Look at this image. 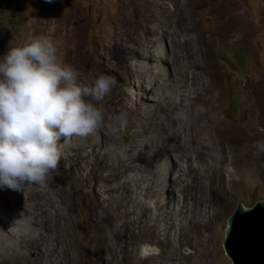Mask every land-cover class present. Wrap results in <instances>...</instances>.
<instances>
[{"label": "rangeland", "instance_id": "rangeland-1", "mask_svg": "<svg viewBox=\"0 0 264 264\" xmlns=\"http://www.w3.org/2000/svg\"><path fill=\"white\" fill-rule=\"evenodd\" d=\"M182 16L194 26L188 34ZM37 36L54 43L82 82L100 73L115 78L99 107H114L121 128L159 112L164 92L180 83L179 69L197 60L208 84L202 116L218 123L231 150L226 164L219 149L191 167L174 155L183 166L169 173L172 162L160 155L153 169L111 179L104 162L116 155L103 141L104 127L86 137L96 142L94 151L88 146L83 159L66 158L63 171L53 172L67 182L78 220L79 264H231L222 245L226 218L238 202L248 207L264 199V153L255 147L264 140V0H0V58ZM192 36L198 52L190 57L180 41ZM193 95L182 90L192 119ZM78 141L68 144L75 149ZM141 197L154 200L155 211Z\"/></svg>", "mask_w": 264, "mask_h": 264}, {"label": "bare ground", "instance_id": "bare-ground-1", "mask_svg": "<svg viewBox=\"0 0 264 264\" xmlns=\"http://www.w3.org/2000/svg\"><path fill=\"white\" fill-rule=\"evenodd\" d=\"M158 15L156 14L157 17ZM183 16L178 18V22L182 24L183 34L186 32L188 34L194 26L190 25V22H187ZM166 18V21H171L172 16L166 15ZM158 19L155 18L157 21ZM188 20L190 21L189 16ZM153 33H157L156 27ZM158 35L160 38H164L166 32ZM193 36L185 38L184 42L180 41L191 54L190 57L198 52L192 44L195 41ZM146 39V37L141 38L145 47ZM165 52L159 50L158 55L163 57L166 55ZM198 63L196 60L179 69L180 78H176L180 83L176 87H169L168 92H164V102L160 111L147 119L142 121L131 119L126 128H121L118 125L119 120L111 115L115 108L102 109L105 115L103 141L106 144H111L116 155L114 159L109 158L104 162V167L111 170L108 175L109 178L116 179L130 170L141 167L146 168L147 166L149 169H153L155 160L160 155L172 162V165L167 166L169 173L176 168L182 169L183 166L182 163L173 161L174 155L177 158L180 157L182 161L188 162L189 167H191L195 162H208V158L214 156V153L219 149L220 152L216 154L220 160L224 161L225 164L228 162L231 157L227 154L231 150L228 151L229 146L225 142L224 133L218 131V123L208 122L206 119L204 120V115L202 116L206 103H202L201 100L207 96L206 91L203 92L202 90L206 89L208 84H205L207 82L206 77L197 71L200 66ZM179 67H181L180 64ZM166 81L165 83H167ZM184 89L194 92L193 100L188 97L191 99L190 107H192L195 115L194 120L192 119L190 123L175 119L177 111L188 108L187 98L182 96ZM108 100L111 101V99ZM108 124L112 125L111 129ZM78 138L80 137H73L72 139L78 140ZM209 141H212L211 145H209ZM61 143L62 155L58 169H62L63 161L66 158L78 156V159H83L82 150L90 146L93 152L96 145L95 141L89 142L85 138H82L75 149L68 143H63L62 140ZM79 152L80 154H77ZM181 160L178 161L181 162ZM219 169L222 171V168L219 167L218 172ZM66 183L55 173H52V178L47 182L46 187L28 185L24 191L0 189V217L3 219V221L0 220V264H79L82 248L81 237L79 238L78 220L70 206L72 199L65 188Z\"/></svg>", "mask_w": 264, "mask_h": 264}, {"label": "clouds", "instance_id": "clouds-1", "mask_svg": "<svg viewBox=\"0 0 264 264\" xmlns=\"http://www.w3.org/2000/svg\"><path fill=\"white\" fill-rule=\"evenodd\" d=\"M115 85L105 73L82 82L79 71L63 63L44 36L9 47L0 58V189L46 187L58 169L61 140L86 138L105 126L99 103ZM175 119L190 123L192 116L182 108ZM255 147L264 153V140ZM140 200L155 211L154 200Z\"/></svg>", "mask_w": 264, "mask_h": 264}, {"label": "water", "instance_id": "water-1", "mask_svg": "<svg viewBox=\"0 0 264 264\" xmlns=\"http://www.w3.org/2000/svg\"><path fill=\"white\" fill-rule=\"evenodd\" d=\"M223 249L231 264H264V199L238 202L226 218Z\"/></svg>", "mask_w": 264, "mask_h": 264}]
</instances>
